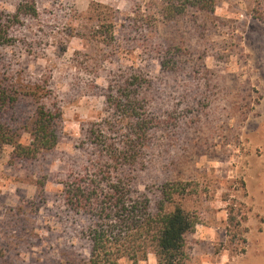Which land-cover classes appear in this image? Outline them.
<instances>
[{"label": "rangeland", "instance_id": "obj_1", "mask_svg": "<svg viewBox=\"0 0 264 264\" xmlns=\"http://www.w3.org/2000/svg\"><path fill=\"white\" fill-rule=\"evenodd\" d=\"M160 2L0 0L9 39L0 45V75L45 93L58 134L55 149L34 164L14 167L9 149L1 153L8 264L88 257L92 217L60 195L63 182L104 161L89 131L121 118L115 103L125 89L137 93L150 131L123 175L153 211L165 186L179 189L174 204L195 221L182 264H264V0H218L211 15L189 10L169 22ZM133 76L139 87L128 86ZM19 111L27 117L32 103ZM137 264H157L156 256Z\"/></svg>", "mask_w": 264, "mask_h": 264}, {"label": "trees", "instance_id": "obj_2", "mask_svg": "<svg viewBox=\"0 0 264 264\" xmlns=\"http://www.w3.org/2000/svg\"><path fill=\"white\" fill-rule=\"evenodd\" d=\"M218 0H161L159 15L169 22L189 10L211 15ZM27 13L36 14L33 6L23 7ZM22 6L19 10L22 11ZM109 30L106 29V32ZM9 42L7 29L0 16V45ZM17 79L9 81L0 75V156L9 149V165L34 164L40 157L53 151L58 143L57 117L43 103L45 93L35 86L23 85ZM140 78L133 76L128 86L139 87ZM132 89L121 92L115 109L121 117L91 126L89 131L98 158L91 175L71 176L63 182L61 198L66 206L79 214L92 217L87 238L90 242L88 257H75L64 253L63 263L53 264H119L127 259L132 264L156 256L157 264H182L185 260V236L193 229L195 221L182 208L176 206L173 195L179 189L171 185L160 192L161 199L153 211L149 199L135 191L125 180L123 172L138 160L137 147L144 144L148 121L141 118L140 101ZM32 103V111L21 118L19 106ZM115 100H113L114 102ZM133 124L123 123L125 119ZM123 123V124H122ZM26 137L23 142L22 138ZM70 178V177H69ZM46 177L39 176L35 184L39 190L46 185ZM185 192L180 188V195ZM36 201V200H35ZM34 210L38 209L31 202ZM169 206L170 208H168ZM9 255L0 248V264H8Z\"/></svg>", "mask_w": 264, "mask_h": 264}]
</instances>
